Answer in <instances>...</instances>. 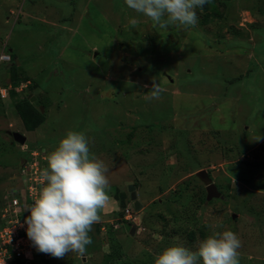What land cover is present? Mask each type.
<instances>
[{"label": "rangeland", "instance_id": "1", "mask_svg": "<svg viewBox=\"0 0 264 264\" xmlns=\"http://www.w3.org/2000/svg\"><path fill=\"white\" fill-rule=\"evenodd\" d=\"M216 4L221 15L207 23L197 8L195 26L160 29L125 0H0V55L28 78L17 97H0V223L9 198L29 200L23 160L36 150L46 169L70 130L108 165L106 210L117 207L101 212L84 256L38 251L26 264H154L169 246L195 250L224 230L241 240L239 264H264V0ZM11 64L0 61V89L14 87ZM153 81L164 91L145 99ZM26 95L46 115L34 131L14 107ZM201 170L220 198L201 200ZM123 192L137 225L118 216Z\"/></svg>", "mask_w": 264, "mask_h": 264}, {"label": "clouds", "instance_id": "2", "mask_svg": "<svg viewBox=\"0 0 264 264\" xmlns=\"http://www.w3.org/2000/svg\"><path fill=\"white\" fill-rule=\"evenodd\" d=\"M125 3L148 17L154 27L180 29L195 26L196 9L202 11L210 0H125ZM131 23L135 26L136 19ZM163 91L160 83L153 81L145 99H159ZM108 172L103 160L90 156L86 134L68 131L48 154L47 168L42 173L45 184L27 208L30 210L25 220L27 236L38 251L57 259L69 252L86 254L92 242L89 232L101 221V212L110 203ZM240 247L241 240L232 230L214 231L200 240L195 250L179 243L165 248L154 264H200L201 260L203 264H239Z\"/></svg>", "mask_w": 264, "mask_h": 264}, {"label": "built area", "instance_id": "3", "mask_svg": "<svg viewBox=\"0 0 264 264\" xmlns=\"http://www.w3.org/2000/svg\"><path fill=\"white\" fill-rule=\"evenodd\" d=\"M1 62L10 63L12 56L9 53L0 55ZM11 88V87H10ZM21 90V88H19ZM10 94L8 88L0 89V96L6 99ZM32 158L26 159L22 165L21 174L25 184L23 192L29 200L23 201L19 195H14L6 202L0 223V264H26L33 261L38 250L27 236L26 217L30 215L31 206L38 197L41 188L45 184L43 176L45 155L40 156L36 150H31ZM125 218L136 222L133 210L126 209ZM20 260V261H19Z\"/></svg>", "mask_w": 264, "mask_h": 264}, {"label": "trees", "instance_id": "4", "mask_svg": "<svg viewBox=\"0 0 264 264\" xmlns=\"http://www.w3.org/2000/svg\"><path fill=\"white\" fill-rule=\"evenodd\" d=\"M203 11H205V15L202 19V23H207L210 21V19L214 17H219L221 15L219 7L216 4V0H210L209 4L204 5ZM8 69L11 74V82L14 86L13 89L10 90V95L12 97H17L18 94L14 91V89L18 87L22 81H28V78L24 76V72H20L17 61L13 55L12 64L9 66ZM32 97V95H26L23 97L16 98V101L14 102L15 110L18 112L20 119L22 120L24 127L27 131H34L46 119L45 113L41 112V110L36 107L38 97L36 96V102H32ZM115 197L119 200L121 207L124 208L120 212H118V216H121V221L124 220L130 224H134L133 220H128L125 218L126 209L128 208L126 205L130 201L129 194L127 195L125 192H123ZM201 200L204 201L207 199L203 196ZM133 213L136 216L137 213H135L134 211ZM190 235L192 236L193 234ZM107 258L108 260H111L110 254H107ZM19 263L22 264V261ZM103 264H106V262Z\"/></svg>", "mask_w": 264, "mask_h": 264}, {"label": "water", "instance_id": "5", "mask_svg": "<svg viewBox=\"0 0 264 264\" xmlns=\"http://www.w3.org/2000/svg\"><path fill=\"white\" fill-rule=\"evenodd\" d=\"M36 98H32V102ZM11 135L13 136L14 140L21 145H25L27 141V137L20 132H12ZM264 170V168H263ZM197 176L205 183L206 190H207V201L213 199V198H220L222 196L221 192L219 191L217 185L212 182L210 174L206 170H201L197 172ZM264 174H260V178L263 177ZM129 192L131 193V198L135 202V209L136 212H139L142 209V204L138 200V195L136 191V187L133 184H129ZM236 217V216H234ZM137 225V220H136ZM135 231V226L132 228V233ZM47 261V259H45Z\"/></svg>", "mask_w": 264, "mask_h": 264}, {"label": "crops", "instance_id": "6", "mask_svg": "<svg viewBox=\"0 0 264 264\" xmlns=\"http://www.w3.org/2000/svg\"><path fill=\"white\" fill-rule=\"evenodd\" d=\"M21 120V119H20ZM114 210H117V207L115 206V207H113V209L111 208V207H109V209H105L104 211V213H105V216L109 213H112V212H114Z\"/></svg>", "mask_w": 264, "mask_h": 264}]
</instances>
